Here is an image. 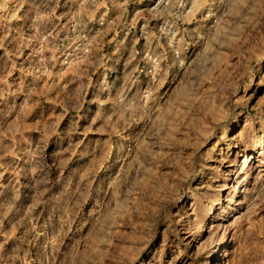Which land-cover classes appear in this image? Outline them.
Instances as JSON below:
<instances>
[{
    "label": "rangeland",
    "instance_id": "1",
    "mask_svg": "<svg viewBox=\"0 0 264 264\" xmlns=\"http://www.w3.org/2000/svg\"><path fill=\"white\" fill-rule=\"evenodd\" d=\"M217 262L264 264V0H0V264Z\"/></svg>",
    "mask_w": 264,
    "mask_h": 264
},
{
    "label": "bare ground",
    "instance_id": "2",
    "mask_svg": "<svg viewBox=\"0 0 264 264\" xmlns=\"http://www.w3.org/2000/svg\"><path fill=\"white\" fill-rule=\"evenodd\" d=\"M251 160H252V155L250 153L243 156L242 161L239 163V171H244L248 169L250 167ZM248 176H249L248 174L242 175V177L240 176L241 180L239 182L246 180ZM216 264L219 263L217 262Z\"/></svg>",
    "mask_w": 264,
    "mask_h": 264
}]
</instances>
